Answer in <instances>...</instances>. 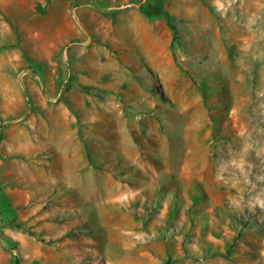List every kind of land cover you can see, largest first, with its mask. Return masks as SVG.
I'll return each instance as SVG.
<instances>
[{
  "label": "rangeland",
  "instance_id": "374dc122",
  "mask_svg": "<svg viewBox=\"0 0 264 264\" xmlns=\"http://www.w3.org/2000/svg\"><path fill=\"white\" fill-rule=\"evenodd\" d=\"M66 5L0 0V264H264V0Z\"/></svg>",
  "mask_w": 264,
  "mask_h": 264
},
{
  "label": "crops",
  "instance_id": "0c3cea01",
  "mask_svg": "<svg viewBox=\"0 0 264 264\" xmlns=\"http://www.w3.org/2000/svg\"><path fill=\"white\" fill-rule=\"evenodd\" d=\"M66 2V6L69 9L70 7L73 9L78 21L84 25H89V18L92 17L96 11H98V6H96L97 0H66ZM112 8L113 5L110 4L105 9L110 11ZM120 8L121 6L118 7V9Z\"/></svg>",
  "mask_w": 264,
  "mask_h": 264
},
{
  "label": "trees",
  "instance_id": "16d2710c",
  "mask_svg": "<svg viewBox=\"0 0 264 264\" xmlns=\"http://www.w3.org/2000/svg\"><path fill=\"white\" fill-rule=\"evenodd\" d=\"M143 9V8H142ZM145 14V13H144ZM166 22L170 25L171 29L176 32V26L173 23V17L166 11L163 12ZM15 264H21L19 257H16Z\"/></svg>",
  "mask_w": 264,
  "mask_h": 264
}]
</instances>
